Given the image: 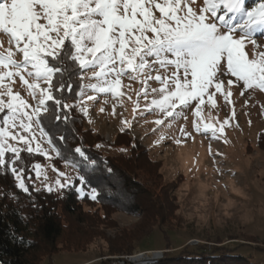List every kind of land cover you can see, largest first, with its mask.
<instances>
[{
  "label": "snow or ice",
  "instance_id": "1",
  "mask_svg": "<svg viewBox=\"0 0 264 264\" xmlns=\"http://www.w3.org/2000/svg\"><path fill=\"white\" fill-rule=\"evenodd\" d=\"M258 37H264V0H0V170L28 193L26 161L54 156L73 169V156L95 163L80 146L62 148L59 142L67 137L57 132L62 124L66 128L73 109L88 116V102L101 94L122 102L125 88L136 97L134 118L156 115L155 143L167 138L165 129L178 117L187 121V112L192 131L229 143L225 129L235 120L233 90L264 95V44ZM125 79L139 87L124 85ZM73 94L75 102L68 103ZM218 96L232 107L231 116L220 121L209 112L206 122L202 113L218 108ZM121 123L124 131L133 121ZM179 133L193 138L183 124ZM49 167L57 175L54 183L41 163L31 164L44 190L73 185L67 172ZM78 180L85 183L83 175ZM75 191L83 195L82 187ZM90 197L96 199V188Z\"/></svg>",
  "mask_w": 264,
  "mask_h": 264
},
{
  "label": "rangeland",
  "instance_id": "2",
  "mask_svg": "<svg viewBox=\"0 0 264 264\" xmlns=\"http://www.w3.org/2000/svg\"><path fill=\"white\" fill-rule=\"evenodd\" d=\"M258 42L264 44V37H258ZM248 51H252L251 46ZM73 80L79 83L78 77ZM123 83L131 84L132 89L139 87L127 79ZM124 90L127 95L122 102L101 94L97 100L88 102V116H84L79 108L73 109L70 116L78 115L76 127L82 132L87 148L119 160V165L136 161L137 164L130 167L133 181L148 186L154 194L162 192L159 205L168 212V220L155 218L152 213L148 215L143 209L128 213L106 209L100 204L83 203L84 212L90 213L94 220L79 227L72 218L69 229L58 241L56 253L44 264H138L140 259H150L156 264L181 251L207 258L208 250L213 247L230 249L252 264H264V150L257 145L258 135L264 130L260 107L264 104V95L240 96L239 89L233 90L235 120L225 129L229 143L211 139L207 133L192 131L190 112L185 113L187 121L178 117L173 121L172 129H165L167 138L155 143L159 132L152 131L155 127L152 121L156 115L144 113L142 117L134 118L132 101L136 99L135 94L127 88ZM22 94L26 96V93ZM129 95L132 100L127 98ZM67 102H75V95ZM217 104V109L205 108L202 118L206 122L209 112L220 121L231 116L232 107L219 96ZM102 107L103 112L100 111ZM122 120H132V127L121 131ZM182 124L192 132L193 138L180 137ZM177 137L183 140L182 144L173 142ZM209 144L212 155H209ZM54 159V156L51 161L42 157L39 162L49 183H54L57 178L49 167L52 164L72 176L73 187L91 192L79 183L75 169L65 166V162L55 165ZM32 185L43 189L35 175ZM115 192L119 193L122 203H128L135 195L123 184L118 185ZM164 195H168V199ZM160 222L164 231L158 229ZM125 250L130 253L125 255ZM153 255L158 258L152 259Z\"/></svg>",
  "mask_w": 264,
  "mask_h": 264
},
{
  "label": "trees",
  "instance_id": "3",
  "mask_svg": "<svg viewBox=\"0 0 264 264\" xmlns=\"http://www.w3.org/2000/svg\"><path fill=\"white\" fill-rule=\"evenodd\" d=\"M78 118V115L71 114L66 122V128L62 124L57 137L61 134L67 137L65 141L59 142L62 148L71 150L80 146L91 161H95L91 163L78 156H73L77 161L75 170L85 177V187L87 189L96 188V199H91L90 192L86 189L83 195L77 193L73 185L52 193L44 189L32 190L34 173L30 170L31 164L41 162L42 157H37L34 161H26L25 181L30 188L28 193H24L15 186L16 181L10 173L0 170V264H44V261H49L56 253V246L62 234L69 229V221L72 218L76 219L79 227L88 225L94 220L90 213L84 212L81 207L83 203L100 204L106 209H119L128 213L143 209L148 215L152 213L151 216L155 215V218L164 217V220H168V212L163 210L161 204L159 205L162 192L154 194L148 186L133 181L135 180L132 178L134 174L131 173L130 167L136 161L133 164L128 161V163L119 165V160L101 156L87 148L82 132L76 127ZM257 145L264 150V130L258 135ZM61 163L64 161L55 157L54 164ZM122 184L131 194H135L134 197H130L128 203H122L119 193L115 192L117 186ZM164 197L168 199V195ZM33 204L36 206L33 207ZM126 205L130 206L127 208ZM161 224L162 222L159 223L158 229L163 230ZM12 235H15V240L11 238ZM128 253H130L128 250L124 251L125 255ZM156 264L252 263L246 257L230 249L213 247L208 250L207 258L197 253L181 251L171 256L168 255V258H163Z\"/></svg>",
  "mask_w": 264,
  "mask_h": 264
},
{
  "label": "built area",
  "instance_id": "4",
  "mask_svg": "<svg viewBox=\"0 0 264 264\" xmlns=\"http://www.w3.org/2000/svg\"><path fill=\"white\" fill-rule=\"evenodd\" d=\"M160 255V254H159ZM158 255V256H159ZM151 258H152V256H151ZM156 258H158L157 256H155V257H153L152 259H156ZM125 259H127V261H129L130 260V258H125Z\"/></svg>",
  "mask_w": 264,
  "mask_h": 264
},
{
  "label": "bare ground",
  "instance_id": "5",
  "mask_svg": "<svg viewBox=\"0 0 264 264\" xmlns=\"http://www.w3.org/2000/svg\"><path fill=\"white\" fill-rule=\"evenodd\" d=\"M149 255V254H148ZM144 256V255H143ZM153 257V256H152ZM140 260H146V259H140ZM147 260H150V259H147Z\"/></svg>",
  "mask_w": 264,
  "mask_h": 264
},
{
  "label": "water",
  "instance_id": "6",
  "mask_svg": "<svg viewBox=\"0 0 264 264\" xmlns=\"http://www.w3.org/2000/svg\"><path fill=\"white\" fill-rule=\"evenodd\" d=\"M156 255H153V257H155Z\"/></svg>",
  "mask_w": 264,
  "mask_h": 264
}]
</instances>
